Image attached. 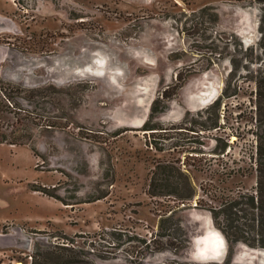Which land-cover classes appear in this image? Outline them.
<instances>
[{
    "label": "rangeland",
    "instance_id": "obj_1",
    "mask_svg": "<svg viewBox=\"0 0 264 264\" xmlns=\"http://www.w3.org/2000/svg\"><path fill=\"white\" fill-rule=\"evenodd\" d=\"M261 72L259 0H0V264H264L211 211L256 194Z\"/></svg>",
    "mask_w": 264,
    "mask_h": 264
},
{
    "label": "trees",
    "instance_id": "obj_2",
    "mask_svg": "<svg viewBox=\"0 0 264 264\" xmlns=\"http://www.w3.org/2000/svg\"><path fill=\"white\" fill-rule=\"evenodd\" d=\"M262 4H264V0H259ZM1 83V81H0ZM256 83L258 85V93H257V97L260 101L259 104V109H260V114L261 112H263V108H264V72L260 73V76L257 78ZM13 90H15L12 87H7L6 89L2 90L1 89V84H0V120L3 116L4 113H12V107L14 108H18L19 110L21 109V104H17L15 99L17 98H21L24 100L23 96H22V92H19L17 94V97H15L14 95L16 94ZM6 93V95L4 94ZM4 94L5 95V102L4 100H2L1 95ZM157 102V101H156ZM9 103V104H8ZM30 105L32 102H29ZM220 108V101H217L215 104L211 105V107L209 109H207L209 112V110H214L217 111ZM155 111V108H153ZM218 114H216L215 116H217ZM20 121L22 123H24L25 127H28L27 123H34L32 122V118L29 117H23L20 118ZM263 122H260V125ZM48 127L50 128H55L57 127V124L54 122H52ZM155 126H152L150 123L146 125V130H154ZM219 128L218 126V122H213L212 125L206 127L204 126L205 130H214ZM30 138L26 135H22V136H15L14 133L6 134L4 132H2V129L0 127V144H6V145H10V146H24V145H28ZM257 148L255 151V172L257 173V188H256V194H241L239 197L240 199H245L247 202H242L241 203H245L248 207L246 208H239L237 209L235 207V205L233 204L231 206V204L228 205V207H222L220 210H216L213 209L211 210L213 213V218H214V222L217 225V227H219V229H221L224 233V235L227 238L228 243L230 244L231 248L238 242L243 241V242H248L247 238L244 236L243 233L244 232V225H247L246 222L241 223V220L243 217L238 215V212H246L250 214V209H251V215L253 216L252 218V224L249 225V230L250 232L253 231V233L256 236V245H259L261 247L264 248V130L262 133L257 134ZM32 152L34 154L35 157L37 158H43L42 156H40V154L37 152V150L35 148H32ZM158 169H161V167H158ZM155 184V183H154ZM152 184V187L150 189L149 194L152 197H160L163 195H167V196H174L176 198H178L179 200L185 201V200H191L192 197L194 196V191L192 190L190 183L186 182L185 185L186 187L189 189V194H183L178 188L175 191L172 192H168L167 194L161 192V193H157L155 191V186ZM35 191H39L42 193H45L44 190H35ZM199 201V200H198ZM237 205L240 204V202L237 200L235 202ZM200 203L198 202L197 206L199 207ZM225 206V205H224ZM234 207L236 209V211H234ZM54 252H49L48 255H46L48 258L51 259L50 256L55 257L54 260L57 261H62V263L64 262L65 264H71V261L68 260L63 256L58 254L57 256L54 255Z\"/></svg>",
    "mask_w": 264,
    "mask_h": 264
},
{
    "label": "clouds",
    "instance_id": "obj_3",
    "mask_svg": "<svg viewBox=\"0 0 264 264\" xmlns=\"http://www.w3.org/2000/svg\"><path fill=\"white\" fill-rule=\"evenodd\" d=\"M192 252L193 254L201 253L204 249V246L209 243L208 240L194 237L192 239Z\"/></svg>",
    "mask_w": 264,
    "mask_h": 264
},
{
    "label": "bare ground",
    "instance_id": "obj_4",
    "mask_svg": "<svg viewBox=\"0 0 264 264\" xmlns=\"http://www.w3.org/2000/svg\"><path fill=\"white\" fill-rule=\"evenodd\" d=\"M218 236H219V235H218ZM222 241H223V240H222ZM223 243H224V241H223ZM223 243H222V244H223ZM222 246H223V245H222ZM221 255H222V254H221ZM219 259H221V258L219 257ZM16 264H20V263H16Z\"/></svg>",
    "mask_w": 264,
    "mask_h": 264
}]
</instances>
